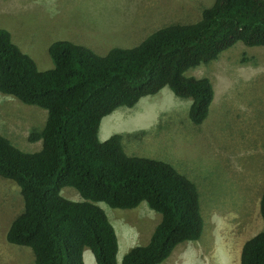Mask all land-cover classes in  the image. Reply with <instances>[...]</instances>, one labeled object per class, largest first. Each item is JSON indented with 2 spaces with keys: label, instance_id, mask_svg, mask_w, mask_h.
<instances>
[{
  "label": "trees",
  "instance_id": "1",
  "mask_svg": "<svg viewBox=\"0 0 264 264\" xmlns=\"http://www.w3.org/2000/svg\"><path fill=\"white\" fill-rule=\"evenodd\" d=\"M239 42L264 47V0H214L196 22L162 26L105 55L58 40L48 48L54 68L47 71L0 29V92L48 111L44 129L28 137L42 143L38 151L24 152L0 134V177L15 182L23 197L8 243L29 248L32 264H85L86 250L95 264H119V238L99 203L132 210L143 202L161 221L121 264H163L181 244L199 240L204 218L197 185L167 162L128 155L122 134L102 141L100 126L116 110L165 88L190 100V121L203 124L214 85L187 72ZM65 187L81 200L65 198ZM259 212L264 223V191ZM239 264H264V228L244 242Z\"/></svg>",
  "mask_w": 264,
  "mask_h": 264
},
{
  "label": "rangeland",
  "instance_id": "2",
  "mask_svg": "<svg viewBox=\"0 0 264 264\" xmlns=\"http://www.w3.org/2000/svg\"><path fill=\"white\" fill-rule=\"evenodd\" d=\"M213 2L0 0V29L11 33L39 70L47 71L54 68L48 48L55 41H71L105 55L107 48L135 46L162 26L196 22ZM187 73L208 77L214 85L215 97L203 124L190 121V100L165 88L105 117L99 137L105 141L122 134L128 155L167 162L197 185L202 235L181 244L163 264H239L244 242L264 228L259 212L264 191V47L239 42L217 60ZM47 116V110L0 92V134L22 151L41 149V142H29L28 137L44 129ZM61 193L81 200L74 188L65 187ZM22 200L17 184L0 177V264H32L29 248L6 239ZM99 205L119 236V264L131 248L149 242L161 221L145 202L132 210ZM85 261L95 264L90 251Z\"/></svg>",
  "mask_w": 264,
  "mask_h": 264
},
{
  "label": "crops",
  "instance_id": "3",
  "mask_svg": "<svg viewBox=\"0 0 264 264\" xmlns=\"http://www.w3.org/2000/svg\"><path fill=\"white\" fill-rule=\"evenodd\" d=\"M75 18H77V19H79L80 18V15L79 14H77L76 16H75ZM109 48H107V50H108ZM94 50V49H93ZM34 59V58H33ZM36 62V61H35ZM37 63V62H36ZM116 229V228H115ZM8 230V229H7ZM118 238H119V236H118ZM119 240V239H118ZM119 246H120V248H119V252H120V249H121V243H120V240H119ZM88 251H90V250H86L85 251V253H84V258L87 256V254H88ZM30 252V251H29ZM118 259H119V254H118ZM95 262V261H94ZM85 264H88V262L87 261H85ZM90 264H92V261H90Z\"/></svg>",
  "mask_w": 264,
  "mask_h": 264
},
{
  "label": "clouds",
  "instance_id": "4",
  "mask_svg": "<svg viewBox=\"0 0 264 264\" xmlns=\"http://www.w3.org/2000/svg\"><path fill=\"white\" fill-rule=\"evenodd\" d=\"M113 114V113H112ZM22 202H23V200H22ZM114 226V225H113ZM117 232V231H116ZM118 235V234H117Z\"/></svg>",
  "mask_w": 264,
  "mask_h": 264
}]
</instances>
